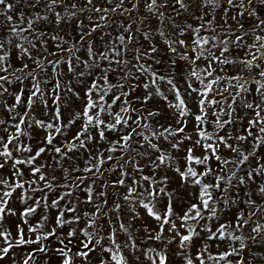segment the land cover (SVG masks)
<instances>
[{"label": "snow or ice", "instance_id": "1", "mask_svg": "<svg viewBox=\"0 0 264 264\" xmlns=\"http://www.w3.org/2000/svg\"><path fill=\"white\" fill-rule=\"evenodd\" d=\"M262 13L264 0H0V262L170 264L175 244L176 264H264ZM73 19L71 42L44 28ZM145 216L155 226L135 227Z\"/></svg>", "mask_w": 264, "mask_h": 264}, {"label": "rangeland", "instance_id": "2", "mask_svg": "<svg viewBox=\"0 0 264 264\" xmlns=\"http://www.w3.org/2000/svg\"><path fill=\"white\" fill-rule=\"evenodd\" d=\"M79 2L82 3V0H79ZM128 6V5H126ZM24 12L26 16H31V15H34V9H30L28 7H26L24 4H21V5H18L17 8H16V12ZM140 14L143 15L144 12H143V9L141 8L140 10ZM234 14V13H233ZM14 15V18H16L15 16V13H13ZM262 15H264V13H262ZM81 18H83V15L81 16ZM133 18H137L136 17V14L133 13ZM120 18L117 17V20H119ZM217 19L219 20V17H217ZM3 18L0 17V21H2ZM192 23H195V21H191ZM75 19L73 20H69L67 21L66 24H62V25H54V24H48V23H45L44 24V28L45 30L49 31V34H55L56 32H59L60 35L62 36H65V39H68L70 42H71V39L72 38H77L78 39V35H77V31L75 29ZM85 23H87V21L85 20ZM156 25L155 24H152L150 25V27H155ZM233 27H235V25L233 24ZM0 31H4L6 32L7 29L3 27L2 24H0ZM121 31V29L117 28L116 25H111L110 27H107V28H104L103 30H100L98 31L97 33H94L93 36L90 38L94 43L95 45L98 47V48H104L107 44L111 43L115 36ZM140 45H142L143 47L147 48L149 47V44L147 41H144L142 37H140ZM250 42V41H249ZM153 43L155 44V46L158 48L159 50V55L156 57L158 59L161 60L162 64L161 65H153V67L155 68H160V67H166V61H167V53L165 51V48L162 46V42L160 41V38L158 36L154 37L153 39ZM49 46H50V49L53 48V42H49ZM235 55V53H233ZM151 62V61H150ZM79 70V69H78ZM50 71V69H49ZM65 71H66V67H65ZM113 78L115 80L116 78V74L113 73ZM68 77L72 76L71 73H68L67 74ZM67 78V77H66ZM144 81V77L142 76L141 77V80H140V83H143ZM79 87V86H78ZM163 90V89H162ZM141 92L143 91L142 89L140 90ZM171 98V97H170ZM79 103V101H77V104ZM164 105V102L159 100V98H154L153 101L150 103V107L151 106H156V107H161L162 108V111L164 112V115L160 118V122L161 123H165V120L167 119V116H168V112H167V109L166 107H163ZM189 131H191V129L189 128ZM71 135V133H69V136ZM110 136L113 135V134H109ZM38 139V138H37ZM61 140H63V137L60 138ZM196 154L199 155L200 154V151L199 149L196 150ZM48 159V156L45 155L44 157H42L38 162L39 163H43L45 160ZM145 163H147V161H145ZM48 173H49V176L51 175H56L58 180L61 178V173L59 171H56V172H52L51 169H48L47 170ZM8 172L7 169L4 170V174L6 175ZM146 174H147V169H146ZM162 174V173H161ZM26 175H27V172H26ZM169 176L172 177L174 176V173H169ZM178 186V177L174 180H172L171 184H170V188H176ZM183 194V189L181 188L179 190V193L178 195H181ZM77 195H79V193H77ZM54 198V197H53ZM121 203H123L121 201ZM17 206L21 207L22 208V205H19L18 202H17ZM111 206V201H110V205L109 207ZM82 207V210H89V207L87 206H81ZM141 212L143 213V210H141ZM125 217H127V213L125 212ZM15 219V218H13ZM141 224H147L149 227H154L155 226V222L152 221L150 218H148L147 216H145L144 220H137L135 222V227H139ZM135 236L138 237L137 239V242L138 244L140 245L141 249H143L144 247L148 246V245H151V246H156V247H160L159 243L158 242H153V241H148L147 242V245L143 242V236H144V233L141 231L139 233H136L134 231L133 233ZM167 235V233H165ZM119 238L121 241H123L125 239V234L123 233H120L119 234ZM55 242L53 241V244ZM254 249H255V246H254ZM253 249V250H254ZM176 250V245L173 244L169 247L168 251H169V255H170V264H176V261L179 260V257H176L174 255H172V253H174ZM98 255V254H97ZM44 259H49V257H45ZM143 259V258H142ZM0 264H9L8 260H5V261H2L0 262ZM39 264H44V260H39ZM50 264H58L57 260L55 257H51L50 259ZM79 264V262H78ZM90 264H92V262L90 261ZM139 264V262H138Z\"/></svg>", "mask_w": 264, "mask_h": 264}]
</instances>
